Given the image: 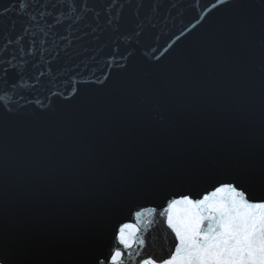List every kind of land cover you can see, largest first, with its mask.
I'll return each instance as SVG.
<instances>
[{"label": "snow or ice", "instance_id": "obj_1", "mask_svg": "<svg viewBox=\"0 0 264 264\" xmlns=\"http://www.w3.org/2000/svg\"><path fill=\"white\" fill-rule=\"evenodd\" d=\"M210 2L209 15L225 11L223 23L210 38V46L194 53L192 65L182 66L176 73L191 78L196 62L210 57L216 66L212 86L223 103L202 115H186L182 125L159 128L151 126L156 115L138 112L151 140L136 136L125 143L111 130H105L103 170L98 158L88 154L74 160L75 171L34 167L28 173L19 167L22 155L34 156L37 142V134L15 133L8 127L9 118L32 103L21 93L19 83L31 71L39 73L29 76L39 87L41 67L59 70L51 63L59 54L41 64L44 58L37 60L33 49L37 42L41 49L48 43L40 34L68 41L70 47L71 41L61 34V28L69 32L81 25L91 29L82 35L110 32L116 50L110 53L112 59L105 66L121 74L110 105L117 109L138 97L174 89V76L164 81L145 79L135 57L141 47H151L147 41L154 37L157 27L153 20L167 21L179 11L177 4L174 0H12L0 11V16L15 17L0 33V264H124L125 252L120 246L130 247L124 234L130 225L114 228L112 242L107 245H83L77 240L75 201L66 200L63 193L76 189L87 195L85 177L99 180L108 173L123 185L131 169L157 172L170 162L189 170L188 194L167 201V226L175 238L164 255L141 256L136 264H264V0ZM205 7L201 4L200 13L194 17L193 30L208 19L202 14ZM125 9L130 10L131 20L125 17ZM33 29H39V33ZM186 34H190L187 26L180 31L177 42ZM148 59L160 62L155 53ZM256 82L260 98L258 133L250 119ZM67 86L73 87L70 81ZM78 91L76 88L73 95ZM39 106L45 107L43 101ZM98 118L99 114L94 113L81 122V133L86 135ZM203 140L216 144L226 159L215 170L211 191L203 190L199 198H190L201 175L202 157L197 146ZM106 191L115 194L112 185H107ZM178 205L185 207L174 218L172 210ZM142 243L147 247V240Z\"/></svg>", "mask_w": 264, "mask_h": 264}, {"label": "water", "instance_id": "obj_2", "mask_svg": "<svg viewBox=\"0 0 264 264\" xmlns=\"http://www.w3.org/2000/svg\"><path fill=\"white\" fill-rule=\"evenodd\" d=\"M11 2L12 0H0V11L9 7ZM114 2L118 3V0ZM160 2L161 0H154V3ZM174 2L179 11L172 13L167 21L159 18L153 20L157 27L154 29V37L147 41L151 47H141L135 57L137 69L145 79L164 81L174 76V89L162 91L157 96L138 97L134 101L121 104L117 109H111L110 105L121 74L117 69L105 66L106 62L112 59L110 53L116 50L110 41V32L82 35V32H91L90 28L83 25L72 32L59 29L61 34L71 41L70 47L68 41L61 42L51 34L47 38L40 34V38L48 39V43L41 49L37 42L33 49L36 59L39 60L42 56L43 64L49 61L50 57L59 54L58 59L51 60L54 68L59 70L41 67L43 76L39 87L36 86L35 80L29 78L39 73L31 71L19 83L21 93L32 103L12 115L8 127L15 133L37 134L34 156L22 155L18 160L22 170L31 173L34 167H39L44 170L75 171L74 160L85 154L95 155L100 169L103 170L102 148L105 130H111L125 143L131 142L136 136L151 140L149 129L138 117V112L156 115L157 119L152 121L151 126L159 128L164 125H182L186 115H202L210 107L223 103L212 86L216 78V66L210 57L196 62L191 78L178 75L176 70L192 65L193 54L210 46V38L223 23L226 13L221 10L209 15L210 0ZM201 4L206 6L202 14L208 16V19L193 30V25L196 24L194 17L200 13ZM180 5L184 7L180 8ZM125 17L131 20L130 10L125 9ZM13 18L15 17L0 16V33L5 31ZM185 26L190 34H186L185 38H180L177 42L180 31ZM101 27L105 25L101 23ZM33 30L39 33V29ZM94 35H98L99 39H93ZM124 43L127 44L128 40ZM2 44L3 40H0V45ZM173 44L175 47H172ZM20 46L15 45L17 48ZM60 49L64 51L61 52ZM167 49L170 50L166 51ZM2 53L3 49L0 47V55ZM153 53L160 57L158 64L148 59ZM109 73L111 76H108ZM69 81L73 87L67 86ZM76 88L79 91L73 95ZM253 89L250 119L258 133V82L253 85ZM54 93L60 95L55 96ZM14 99L19 100L21 104L25 103L19 96H14ZM40 101H43L44 108L39 106ZM94 113L99 114L98 120L90 124L86 135L82 134L80 123ZM160 116H163V120L159 119ZM197 151L202 157L199 165L201 175L190 198H199L203 195V190L211 191L213 177L217 175L215 170L226 159V154L208 140L201 141ZM188 171L171 162L157 172L131 169L123 185L117 177L108 173H104L99 180L85 177V183L88 184L87 195H81L76 189L65 190L63 193L66 200L75 201L78 242L83 245H107L112 242L114 228L128 224L130 227L125 229L124 234L129 239L130 247L124 249L120 246L125 252L124 264H136L141 256L151 258L164 255L172 247L175 238V234L167 226V201L188 194ZM107 185L114 187L115 194L106 191ZM184 207L178 205L173 208L174 218ZM144 240H147V247L142 243Z\"/></svg>", "mask_w": 264, "mask_h": 264}]
</instances>
